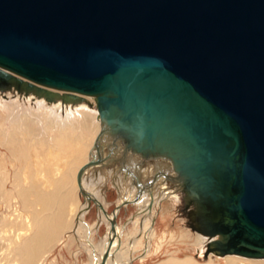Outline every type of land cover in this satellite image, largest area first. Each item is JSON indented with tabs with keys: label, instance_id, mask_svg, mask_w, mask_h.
Here are the masks:
<instances>
[{
	"label": "water",
	"instance_id": "obj_1",
	"mask_svg": "<svg viewBox=\"0 0 264 264\" xmlns=\"http://www.w3.org/2000/svg\"><path fill=\"white\" fill-rule=\"evenodd\" d=\"M0 88L95 100L84 196L105 147L137 182L156 161L205 255L264 257V0H0Z\"/></svg>",
	"mask_w": 264,
	"mask_h": 264
},
{
	"label": "bare ground",
	"instance_id": "obj_2",
	"mask_svg": "<svg viewBox=\"0 0 264 264\" xmlns=\"http://www.w3.org/2000/svg\"><path fill=\"white\" fill-rule=\"evenodd\" d=\"M58 92L62 93L61 90ZM23 98L27 100L34 98L35 102L29 106L24 104L20 106L22 102L18 98L10 101L0 99V127H2L0 132H9L6 138L10 137L11 142L13 139L15 140L12 148H23L29 143L37 147L38 143H44L47 144L46 148L48 149L52 146L49 142L53 141L61 155L67 156V158L65 167L56 176L51 166L47 168L43 166L39 172L40 177L36 172L37 168L34 172L32 168L29 170L30 182H26V186L18 187L17 184H14L13 189H7L4 186V180L0 181V196L3 200L6 199V212L0 216V264H43L44 257L46 258L49 253V248L60 239L65 227L68 224L72 227L73 218L76 216V207L80 211L79 213H84L91 207V203L94 201H89L88 195L94 196L105 211L94 202L98 206L95 221L86 223V211L76 222L74 233L83 238L90 249L91 259L85 264H100L106 251L108 256L104 264H131L135 258L134 252L139 248L145 249V251L138 257H146L151 250V239L156 235L154 226L156 214L158 212L165 214L166 206L170 205L171 208L175 206L184 193L177 191L164 174L157 176L156 180L152 181V175L158 170L159 165L153 160L145 165H137L141 180L137 182L129 172L119 168L117 161L120 153H115L108 159L105 147L100 152L99 162L88 167L82 175V186L88 192L84 196L79 188L77 172L80 166L97 152L93 143L100 130V119L94 105L95 100L90 107L85 101L64 103L60 97L50 102L42 95L35 96L32 92L25 94ZM47 102H50L51 105H47ZM35 127L40 129L34 132ZM90 127L95 133L94 137L91 136L93 139L89 150L87 149L86 159L81 163L78 159L81 150L73 149L72 145L79 138H83L82 133ZM45 134L47 135L45 136ZM19 140H24L26 144H19ZM4 143L6 144V142ZM48 153V151L42 150L39 154L44 159ZM166 169L164 168V170ZM88 176L90 177L88 178ZM110 177H113L120 194L115 206L124 200L129 201L128 204H124L114 211L116 216L114 232L111 230V218L114 216L112 210L115 206L108 212V202L99 193L97 187L92 184V181H97L99 185H102L103 181ZM148 178L151 185L150 191L141 190V183ZM0 179H2L1 176ZM75 190H79L86 201L79 206L72 201L71 196ZM12 196H14L13 203ZM129 204L136 205L137 210L132 215V219H128L124 225H119L118 213L122 207ZM143 218L144 221H142ZM130 220L136 222L135 228L124 232L128 228ZM102 222L106 223L108 229L97 248L93 233L98 230ZM141 222L143 226L139 228ZM185 232L187 231L185 230ZM196 240L195 242L202 244L208 240V237L197 232ZM226 256H228L227 264H264V257L225 254L224 258ZM243 260L245 262H242ZM207 262H198L192 256L185 258L174 256L161 264H215L212 257Z\"/></svg>",
	"mask_w": 264,
	"mask_h": 264
},
{
	"label": "rangeland",
	"instance_id": "obj_3",
	"mask_svg": "<svg viewBox=\"0 0 264 264\" xmlns=\"http://www.w3.org/2000/svg\"><path fill=\"white\" fill-rule=\"evenodd\" d=\"M23 97L24 94L18 93L17 90L0 88V99L2 100L10 101L18 98L22 102L20 106H22L23 104L25 106H29V104H33L35 102L34 98L27 100ZM87 98H88L87 103L90 105V107H92L94 103V99L91 96H87ZM47 103H48L47 105H51L50 102ZM35 128H34V132L40 129L38 127ZM93 131L94 130L91 127L84 130V132L82 133L83 138H79V140H77V142L72 145L73 149L78 148L79 150H81L79 153L80 158H78L81 163L86 159L87 149L89 150L90 148L89 146L94 137L95 132ZM8 134L9 132L8 133L0 132V139H1L0 140V173H1L0 176L2 177L0 181L4 180V186L7 189H11V188L13 189L12 186L14 184H17L18 187L26 186L27 183L30 182L29 170L31 168L33 169V172L35 168H37L36 172H38V176L40 177L41 175L39 174V172L43 166L46 168L51 166V168L55 173V176L58 175V172H60L65 167L67 156L61 155L60 150L56 148L57 145L53 141L49 142V144L52 146H50V148L48 149L46 148L47 144L45 145L44 143L42 144L38 143L37 147L29 143V145L27 144V146L23 148L21 147L12 148V144L15 143V140L13 139V141L11 142L10 137L6 138V135ZM46 135L47 134H45V136ZM4 142H6V144ZM18 143L26 144L24 140L23 141L19 140ZM42 150L49 152L47 155H45L46 158L44 159L39 154L41 153ZM89 177L90 176H88V178ZM92 184L93 186L97 187L99 193L108 202L107 210L108 212H110L114 208L120 196L119 190L117 188V185L114 183L113 177L105 179L102 185H99L97 181H92ZM13 197L14 196L11 197L12 203L14 201ZM71 197L73 203L78 204V206L82 202L83 203L86 202L82 197V195L80 194L79 190H75ZM146 199L147 197L145 198V200ZM0 200H1V204H0V216H1L3 213L6 212V206H5L6 199L4 198L3 200L2 197L0 196ZM91 204H92L91 207L86 210L87 212L85 211L86 214L85 212L79 213L80 211H78L76 207L75 209L76 216H74L73 218L74 220L72 227H70L69 224L67 225V227H65L64 231L61 233L60 239L54 244H52L53 247L51 246L49 248L48 250L49 253L46 258L44 257L45 261L43 262V264H50V263L54 264L55 260L53 258L56 255H58L59 252L61 251L63 252L62 254L64 260L68 262V264H85L90 261L91 259L90 249L86 241L83 240V238L78 237L77 234L74 233L75 230L74 228H76V222L79 221L81 215L85 214L86 223L95 221L98 214L97 213L98 206L94 202H92ZM136 210L137 207L134 204H129L127 206L122 207L118 213V224L124 225L128 221V219L132 217V215L135 213ZM165 210H166L165 214H161V212H158L155 216L154 226L156 230V235L151 239L152 245H151L150 253L146 257L139 258L138 255H141L145 251V249L142 250L141 248L137 249L134 252L135 255L133 256H135V258L131 261V264H161L170 257H174V256L179 258L192 256L198 262H206V263H208L207 261H209L210 258L212 257V260L215 264H227L226 259L228 256L224 258L225 255H217L212 252H209L207 255H205L207 241H205L202 244L195 242L197 241L196 233L198 231L194 230L190 225V219L188 217L189 210L183 198L177 201L175 206H173L172 208L170 205H167ZM142 221H144V218ZM135 225L136 222L130 220V222L128 223V228L125 229L124 232H127L128 229L134 230ZM142 226L143 224L141 222L139 228H142ZM107 229L108 227L106 226V223L102 222L98 230L93 233V239L95 242H97V248L100 244V240L102 239V237H104ZM184 229L187 232H185ZM73 252L75 253V255ZM242 262H245V260H243Z\"/></svg>",
	"mask_w": 264,
	"mask_h": 264
},
{
	"label": "crops",
	"instance_id": "obj_4",
	"mask_svg": "<svg viewBox=\"0 0 264 264\" xmlns=\"http://www.w3.org/2000/svg\"><path fill=\"white\" fill-rule=\"evenodd\" d=\"M66 249H68V248H66ZM63 252L61 251V252H59V254L58 255H56L53 259L55 260V262L54 263H56V264H68V262H66L65 260H64V258H63V254H62ZM74 253V252H73ZM74 255H75V253H74ZM52 259V260H53ZM63 260H64V263H63Z\"/></svg>",
	"mask_w": 264,
	"mask_h": 264
}]
</instances>
